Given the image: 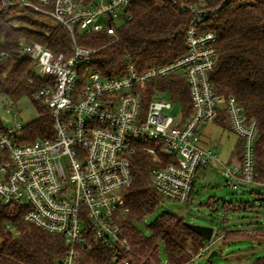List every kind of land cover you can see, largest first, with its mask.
Returning a JSON list of instances; mask_svg holds the SVG:
<instances>
[{
	"label": "built area",
	"instance_id": "built-area-1",
	"mask_svg": "<svg viewBox=\"0 0 264 264\" xmlns=\"http://www.w3.org/2000/svg\"><path fill=\"white\" fill-rule=\"evenodd\" d=\"M136 1L3 0L5 8L14 2L32 8L71 34L69 54H55L40 43L19 48L48 81L32 100L50 111L53 135L21 143L24 126L19 121L0 133V202L16 205L25 222L63 238L61 264H86L85 257L98 246L114 263L130 264L123 258L131 248L120 220L128 212L125 191L138 152L154 159L151 186L169 201L189 204L197 172L213 165L221 166L231 189H264L255 159L256 121L244 115L233 95L217 94L210 78L218 60V35L207 21L222 3L186 6L194 15L188 51L172 63L139 71L128 61L112 76L89 68L97 62V51L80 45L77 34L115 35L117 26L131 18ZM176 75L185 78L190 92L192 114L186 120L181 110L170 113L175 103L157 89L158 80ZM223 112L243 142L242 159L233 163L223 162L216 146L203 145L201 129Z\"/></svg>",
	"mask_w": 264,
	"mask_h": 264
},
{
	"label": "trees",
	"instance_id": "trees-1",
	"mask_svg": "<svg viewBox=\"0 0 264 264\" xmlns=\"http://www.w3.org/2000/svg\"><path fill=\"white\" fill-rule=\"evenodd\" d=\"M196 3L197 0H179V3L138 0L130 8L131 18L117 26L115 35L106 31L77 34L80 45L97 51V62L89 68L112 76L118 75L128 61L139 71L176 61L188 51L187 31L194 19L186 6ZM221 3L222 8L207 21L209 28L218 35V60L210 78L217 94L233 95L244 115L256 121L255 159L258 180L263 182L264 0H204L198 7L211 8ZM44 17L47 16L16 2L5 8L0 0V97L11 105L23 98L32 100L48 84L44 77L35 73L33 60L20 55L21 45L40 43L55 54L70 53L69 30L51 18L55 23L45 22ZM157 84V89L164 91L179 106L183 119L189 118L192 103L185 78L176 75L160 79ZM154 91L150 89L148 95ZM33 102L38 117L23 127L21 143H32L53 135L50 111ZM214 124L232 131L224 112ZM5 128L0 116V133H4ZM242 153L243 142L238 138L233 152L236 161L242 159ZM154 163V159L143 152L136 153L132 160V184L125 191L128 212L120 220L131 252L123 258L130 260V264H160V244L163 243L168 264H187L194 254L207 247V241L187 227L184 218L174 213H162L150 225V237L136 225L169 201L151 186L150 170ZM248 205L242 203L239 208L229 203L228 207H234L232 211H236L246 210ZM254 236L264 240V230H216L213 238L225 246L237 239ZM64 253L62 237L25 222L24 211L16 205L0 202V264H61ZM84 263L117 264L102 246L86 256ZM254 264H264V257L256 259Z\"/></svg>",
	"mask_w": 264,
	"mask_h": 264
},
{
	"label": "rangeland",
	"instance_id": "rangeland-1",
	"mask_svg": "<svg viewBox=\"0 0 264 264\" xmlns=\"http://www.w3.org/2000/svg\"><path fill=\"white\" fill-rule=\"evenodd\" d=\"M204 4V0H197L194 6ZM47 23H55L50 18L44 17ZM38 72V69H36ZM10 109V112L7 110ZM180 108L174 105L171 114H178ZM15 114L18 117L15 118ZM0 116L4 124L11 127L14 121H19L26 126L38 117V110L34 102L29 98H23L15 105L0 97ZM204 137H207L203 145L217 144L216 149L223 162L228 163L235 150L237 136L229 129L210 123L201 129ZM220 165L202 168L197 172L193 196L189 204L176 201H165L161 207L148 215L136 225L147 237L152 235L150 225L164 212L174 213L184 218L185 222L211 226L216 230H241L252 232L255 229L264 230V189L252 190L239 188L231 189L227 186L222 175ZM229 203L240 208V204H249L246 210L228 207ZM213 243L206 242L210 246L203 254L201 250L194 254V258L187 264H254L256 259L264 257V240L261 237H246L235 242L221 246L217 240ZM212 251L217 255L210 257ZM160 264H168V257L163 243L160 244Z\"/></svg>",
	"mask_w": 264,
	"mask_h": 264
},
{
	"label": "water",
	"instance_id": "water-1",
	"mask_svg": "<svg viewBox=\"0 0 264 264\" xmlns=\"http://www.w3.org/2000/svg\"><path fill=\"white\" fill-rule=\"evenodd\" d=\"M263 189V187H255L253 190ZM186 226L192 229L196 234L201 236L205 241L210 242L213 239L215 229L211 226H201L185 222ZM217 255L216 251H212L210 257Z\"/></svg>",
	"mask_w": 264,
	"mask_h": 264
},
{
	"label": "crops",
	"instance_id": "crops-1",
	"mask_svg": "<svg viewBox=\"0 0 264 264\" xmlns=\"http://www.w3.org/2000/svg\"><path fill=\"white\" fill-rule=\"evenodd\" d=\"M209 125V124H208ZM208 125H206V126H208ZM206 126L204 127V128H206ZM202 134H204V133H202ZM203 138V142H204V140L206 139L207 140V137H202ZM237 141H238V137H237V140H236V143H235V146H236V144H237ZM217 146V144H214V145H212V146ZM211 146V145H210ZM209 147V146H208ZM236 161V157L235 156H233L232 155V158H230V160H229V162L228 163H233V162H235Z\"/></svg>",
	"mask_w": 264,
	"mask_h": 264
}]
</instances>
